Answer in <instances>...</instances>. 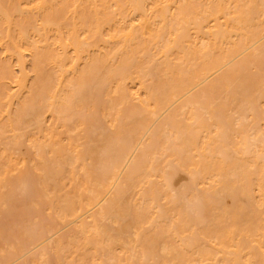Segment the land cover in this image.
I'll return each instance as SVG.
<instances>
[{
  "label": "bare ground",
  "instance_id": "obj_1",
  "mask_svg": "<svg viewBox=\"0 0 264 264\" xmlns=\"http://www.w3.org/2000/svg\"><path fill=\"white\" fill-rule=\"evenodd\" d=\"M0 264H264V0H0Z\"/></svg>",
  "mask_w": 264,
  "mask_h": 264
}]
</instances>
